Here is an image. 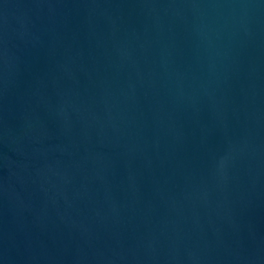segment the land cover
<instances>
[{"label":"water","instance_id":"water-1","mask_svg":"<svg viewBox=\"0 0 264 264\" xmlns=\"http://www.w3.org/2000/svg\"><path fill=\"white\" fill-rule=\"evenodd\" d=\"M0 264H264V0H0Z\"/></svg>","mask_w":264,"mask_h":264}]
</instances>
